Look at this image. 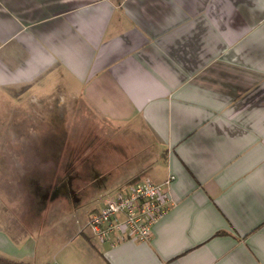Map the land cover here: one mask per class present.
<instances>
[{
	"label": "crops",
	"instance_id": "crops-1",
	"mask_svg": "<svg viewBox=\"0 0 264 264\" xmlns=\"http://www.w3.org/2000/svg\"><path fill=\"white\" fill-rule=\"evenodd\" d=\"M0 95L24 126L50 128L41 142L57 126L66 143L86 121L113 128L72 165L98 201L88 215L150 172L173 177L149 239L73 231L85 264H264V0H0ZM127 128L156 162L123 165Z\"/></svg>",
	"mask_w": 264,
	"mask_h": 264
},
{
	"label": "rangeland",
	"instance_id": "rangeland-1",
	"mask_svg": "<svg viewBox=\"0 0 264 264\" xmlns=\"http://www.w3.org/2000/svg\"><path fill=\"white\" fill-rule=\"evenodd\" d=\"M10 102L9 108L7 103L4 108L0 104V255L31 264H85L88 240L72 233L79 229L91 235L86 217L98 201L85 200L90 192L82 189L86 183L81 175L73 177L72 165H82L85 160L81 152L90 144L95 155L100 153L95 134L106 135L110 144H114L116 134L111 127L89 125L87 121L84 124L80 117L83 124L73 130L85 134L83 141L63 142L66 127L57 126L52 127V132L56 131L59 141L41 142L39 135L51 133L50 128L24 126L22 111ZM131 129L120 134L125 155L132 154L123 165L129 167L151 159L156 162L160 148L151 146L149 140L133 141ZM90 137L95 139L92 143ZM132 143L134 151L130 149ZM71 146L74 152L67 153ZM150 173L145 177L155 176Z\"/></svg>",
	"mask_w": 264,
	"mask_h": 264
},
{
	"label": "built area",
	"instance_id": "built-area-1",
	"mask_svg": "<svg viewBox=\"0 0 264 264\" xmlns=\"http://www.w3.org/2000/svg\"><path fill=\"white\" fill-rule=\"evenodd\" d=\"M172 178L170 175L163 182L143 178L117 189L88 215L85 225L91 236L111 244L123 239H149L153 224L172 202L167 189Z\"/></svg>",
	"mask_w": 264,
	"mask_h": 264
},
{
	"label": "trees",
	"instance_id": "trees-1",
	"mask_svg": "<svg viewBox=\"0 0 264 264\" xmlns=\"http://www.w3.org/2000/svg\"><path fill=\"white\" fill-rule=\"evenodd\" d=\"M0 264H31V263L11 259V258L0 255Z\"/></svg>",
	"mask_w": 264,
	"mask_h": 264
}]
</instances>
